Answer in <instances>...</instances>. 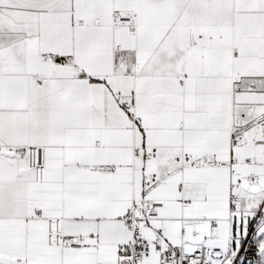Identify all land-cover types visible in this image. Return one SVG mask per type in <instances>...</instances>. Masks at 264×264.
Returning a JSON list of instances; mask_svg holds the SVG:
<instances>
[{
  "label": "snow or ice",
  "instance_id": "6c2138e0",
  "mask_svg": "<svg viewBox=\"0 0 264 264\" xmlns=\"http://www.w3.org/2000/svg\"><path fill=\"white\" fill-rule=\"evenodd\" d=\"M0 264H264V0H0Z\"/></svg>",
  "mask_w": 264,
  "mask_h": 264
}]
</instances>
